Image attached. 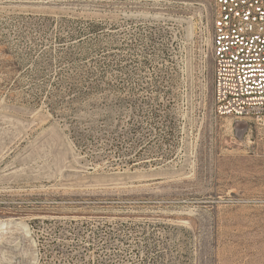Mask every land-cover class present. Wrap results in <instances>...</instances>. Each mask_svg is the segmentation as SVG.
Here are the masks:
<instances>
[{"label": "rangeland", "instance_id": "rangeland-1", "mask_svg": "<svg viewBox=\"0 0 264 264\" xmlns=\"http://www.w3.org/2000/svg\"><path fill=\"white\" fill-rule=\"evenodd\" d=\"M212 24L0 0V264H264V137L216 112Z\"/></svg>", "mask_w": 264, "mask_h": 264}, {"label": "built area", "instance_id": "built-area-1", "mask_svg": "<svg viewBox=\"0 0 264 264\" xmlns=\"http://www.w3.org/2000/svg\"><path fill=\"white\" fill-rule=\"evenodd\" d=\"M214 102L264 137V0H212Z\"/></svg>", "mask_w": 264, "mask_h": 264}, {"label": "bare ground", "instance_id": "bare-ground-1", "mask_svg": "<svg viewBox=\"0 0 264 264\" xmlns=\"http://www.w3.org/2000/svg\"><path fill=\"white\" fill-rule=\"evenodd\" d=\"M4 223V222H3ZM3 223H0V229H4V224ZM3 224V225H2Z\"/></svg>", "mask_w": 264, "mask_h": 264}]
</instances>
